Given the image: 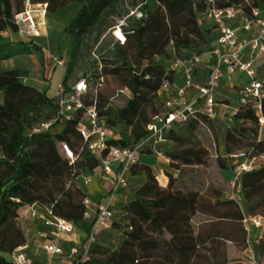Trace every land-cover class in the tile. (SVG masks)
<instances>
[{
  "label": "trees",
  "instance_id": "trees-1",
  "mask_svg": "<svg viewBox=\"0 0 264 264\" xmlns=\"http://www.w3.org/2000/svg\"><path fill=\"white\" fill-rule=\"evenodd\" d=\"M118 1L31 0L34 5L47 3V13H55L71 2L82 4L63 30L70 38V60L62 80L67 86L86 37ZM215 1L218 7L238 6L245 14L264 4V0ZM140 8L142 16H130V24L122 27L125 42L116 44L110 59H104L102 70L96 74L103 83L105 76H114L132 95L117 109L114 118L108 98L100 88L102 83L96 87L95 97L86 98L90 91L84 97L85 105L95 104L104 121L108 145L134 147L149 136L147 125L163 111L167 99L159 98V92L165 81H173L172 62L188 58L193 52H204L211 41L212 28L200 20L206 8L204 0H145ZM24 10L25 0H0V62L41 49L16 30L14 16ZM10 33L16 37H11ZM170 45L174 52L168 50ZM25 76L22 68L0 71V264H14L9 255L28 241L17 223L22 207L33 204L49 207L53 213L72 221L86 237L94 225L85 218L88 197L73 182L83 172L94 175L100 166L98 156L89 150L78 130L83 110L72 119L58 120L48 130L33 132L36 126L56 116L58 103L47 90L40 91L23 83ZM236 87L244 85L236 84ZM221 102L233 103L228 98ZM255 103L251 98L245 103H236L229 120L243 124L228 130L226 140L233 143L227 146L226 154L217 155L220 170H235L236 159L230 155L242 149L249 148L257 156L252 170H243L235 176L246 211L237 198L225 196L224 185L211 181L197 188L193 178L186 181L180 176L182 167L195 168L207 162L205 148L194 146L189 136L180 133L185 126L193 130L199 123L211 119L205 113H197L180 127L169 128L165 133V139L183 147L181 151L167 153L170 167L179 173L167 170V187L160 185L154 167L141 161L143 154L153 153V146L147 144L139 148L138 160L130 167L132 178L117 194L129 188H134L135 192L128 196L123 221L115 218L111 221V225L123 233L120 246L112 250L95 241L88 258L69 259L68 263L60 264H248L242 258L249 247L244 219L246 215L264 219V150L251 148L246 137L250 132L256 140L260 127L264 128L261 123L264 99L261 110L255 108ZM148 106H152L153 111L150 120ZM59 122L64 125L60 133H54L52 129ZM119 123L131 126L132 133L123 134L119 139L112 136L109 126ZM61 142L68 143L77 155L74 162L66 159ZM148 147L151 150H146ZM38 170H51L54 174L32 173ZM188 216H199L192 224L193 245L183 243L170 230L177 221ZM259 254L264 258V236L259 243Z\"/></svg>",
  "mask_w": 264,
  "mask_h": 264
},
{
  "label": "built area",
  "instance_id": "built-area-1",
  "mask_svg": "<svg viewBox=\"0 0 264 264\" xmlns=\"http://www.w3.org/2000/svg\"><path fill=\"white\" fill-rule=\"evenodd\" d=\"M204 2L206 8L201 12L200 20L203 24L211 22V25L206 26L211 27L212 33L215 32L216 36L214 40L210 41L206 51L193 52L188 58H178L172 62L170 70L174 72L181 68L184 84L177 90H171L172 82L165 81L162 89L166 90L168 98L163 106V111L155 115L147 125L149 136L144 141L134 147L108 145L105 123L100 118L95 104L86 106L84 102L85 95L91 89L86 78L77 80L73 86H67L64 82L59 85L55 95L58 103L56 116L36 126L33 132L48 130L58 120L72 119L79 110H83L78 130L89 150L98 156L99 168L103 176L113 179L111 186V195L113 196L117 194L118 190L128 186L130 167L137 162L141 146L163 140L167 129L180 127L197 113L202 112L214 118L218 114L216 108L219 103L222 107H231V104L222 103L216 98V93L227 74L243 73L247 76L249 81L246 84L235 83L234 88L239 93L236 99L237 103H245L251 98L256 102L255 108L261 110V101L264 99V12L262 8H254L250 14H245L235 5L218 7L215 0H204ZM47 5V3L34 5L31 0H25V10L14 16L13 22L18 34L33 45L37 44L38 39L43 35L41 30L43 22H40L37 17L40 14H47ZM121 37V42L124 43L125 35L121 33ZM206 53H210L212 57L204 71L202 64ZM50 56L56 65L65 69L64 58L54 54ZM202 69L204 72L201 76ZM198 78H200L199 81ZM102 81L103 79L96 87ZM236 84L244 85V87L237 88ZM192 87L196 89L195 94L191 98H187L186 92ZM231 108L233 111L236 106ZM261 123H264V118H261ZM61 149L70 162L77 159V155L68 143L61 142ZM230 156L236 159L237 173L243 170H252L257 160V156L249 148L237 151ZM85 203L87 206L85 216L90 217V199L87 198ZM29 206L30 217L41 220L45 226L50 228L49 233L38 232L39 237L49 238L43 244L45 256L41 259L37 253L30 250L28 243H25L9 255L14 264H59V260L62 258L86 259L99 229L109 227L114 218L112 198L107 197L96 204L92 218L93 229L91 234L86 237V243L70 245L67 237L79 231L72 221L53 213L49 207L38 204ZM251 219L257 226L262 224V217H251ZM245 221L247 218L244 219ZM66 245H68V249H66ZM250 264H256V261H250Z\"/></svg>",
  "mask_w": 264,
  "mask_h": 264
},
{
  "label": "rangeland",
  "instance_id": "rangeland-1",
  "mask_svg": "<svg viewBox=\"0 0 264 264\" xmlns=\"http://www.w3.org/2000/svg\"><path fill=\"white\" fill-rule=\"evenodd\" d=\"M145 0H119L115 7L111 9L102 21L92 30L90 34L86 37L85 45L79 55L77 66L69 78L68 85L73 86L77 80L81 78H87L91 89L87 94L86 98H93L96 95V86L98 85L99 78H96L97 72L102 70L104 61L110 59L111 51L115 48L118 42H121V33L124 35L123 26H128L129 17L136 16L139 17L141 14V5ZM150 2V0H147ZM80 2H71L67 6H64L58 9L55 13H47L45 19L42 18L40 14L37 19L40 22H43L41 30L43 35L38 39V43L35 44L40 47V50L34 49L32 54H21L16 57H13L8 60L0 62V71L12 68H22L25 70L26 76L23 78L22 82L33 86L40 91H46L50 97H55L59 85L62 83L65 70L68 68V62L70 60L69 50H70V38L68 35L64 34L63 30L66 25L75 17L78 13L80 7ZM38 7V6H35ZM38 14V13H37ZM208 23L205 25H211ZM170 52H174L172 45L168 47ZM207 48L205 47V51ZM51 54L60 56L65 59L66 65L65 69L62 66L56 65L51 60ZM112 58V57H111ZM105 59V60H104ZM169 63L167 67H169ZM208 65L205 63L203 65L204 71L207 69ZM203 69L201 71L204 72ZM241 75L240 77H238ZM233 77V76H232ZM238 78L241 83L246 84L248 82L247 76L243 73L234 75ZM231 79V78H230ZM234 80V79H233ZM231 82V81H230ZM233 85V83H229ZM102 92L106 94L108 98V105L112 110V118L115 117L116 111L118 108L124 106L126 99L132 95V93L127 88H122L120 82L114 76H105V82H102L100 87ZM236 91V92H235ZM231 93V97H230ZM238 95V90H231L228 86L222 84L217 93L216 98L223 100L230 97L232 100H236L234 96ZM159 98L165 99V95H160ZM0 101H2V94H0ZM218 114L211 118L207 122L199 123L196 129L191 130L189 126H185L180 131L184 136H189L191 143L196 145H201L206 150L207 162L204 166H198L195 168L192 167H182V173L180 176L184 180L189 181L191 178L195 180V186L197 188H203L207 185L208 182L215 181L220 183L227 188V193L231 197H235L239 200L242 208L246 211V202L243 195L237 191V185L235 182V176L237 173L235 164V170L225 171V174L222 170L219 169L217 164V155H224L227 151V146L232 145L233 142L226 140V133L228 130L234 126L240 127L243 123L239 120H229V115L232 113L230 108L225 106L222 107L219 103ZM220 111V112H219ZM152 106L147 107V113L149 114V120L152 118ZM63 122L57 123L52 131L54 133H60V130L63 127ZM109 126V125H108ZM246 126L254 130L249 123H246ZM112 136L119 139L123 134H131L132 127L125 124L119 123L113 126H109ZM146 128V125H145ZM247 141L250 142V147H257L264 150V128L260 127L259 136L256 140H253V135L250 132H247ZM259 140H262L259 143ZM153 142V141H151ZM152 154H143L141 161L149 163L154 166V171L156 172L157 178H162L165 175L168 178V171L179 174L172 167H170V158L167 153L176 150H183V147L171 142L168 139L163 138V140L158 142H153ZM146 146V145H144ZM146 150H151L146 149ZM155 150V151H154ZM149 152V151H148ZM148 155V156H146ZM70 164V163H69ZM99 170V169H98ZM96 170V171H98ZM59 172V171H57ZM32 173H42V174H54V171L51 170H38L32 171ZM93 177V175H92ZM74 184L80 187L87 195V197L93 202H99L103 199V193L111 195L110 191L103 190L101 184L97 181L96 178H92L87 173H81L74 179ZM91 185H94L96 191H93ZM202 186V187H201ZM108 192V193H107ZM135 192L134 188H129L125 192L121 193L122 198H115V195L112 197V208L114 209V218L117 221H123L124 206L128 203V196L133 195ZM25 207L20 208L19 217L17 223L25 231V236L27 239H35L34 230L32 228V220L27 217ZM89 209V211H90ZM86 220L92 221V217H86ZM247 221L244 222L245 226L248 229V240H249V249L246 250L243 254V259L250 264V261H256V264H264V258L259 254V243L264 236V219L262 218L261 225L257 226L251 216L246 215ZM258 219V218H257ZM199 220V216L194 218L188 216L180 219L170 227V230L175 233L178 238L185 244L193 245V222ZM123 233L121 230L115 229L113 225L110 224L107 228H100L99 233L96 235L95 241L100 242L105 248H111L115 250L120 246ZM86 236H82V241L86 243ZM95 241L91 244H95Z\"/></svg>",
  "mask_w": 264,
  "mask_h": 264
},
{
  "label": "crops",
  "instance_id": "crops-1",
  "mask_svg": "<svg viewBox=\"0 0 264 264\" xmlns=\"http://www.w3.org/2000/svg\"><path fill=\"white\" fill-rule=\"evenodd\" d=\"M261 8H262V11L264 12V4L261 6ZM4 34H6V33H4ZM11 37H16V35H13V34H9ZM215 36H216V33L215 32H213L211 35H210V39H211V41L212 40H214V38H215ZM211 55H210V53H206L205 54V58H204V62H203V64H202V67H203V65L205 64V63H207V65H208V61H209V59H211ZM204 69V68H203ZM236 74H239V73H234V74H232V75H230V74H227L225 77H224V79H223V81H222V84H224V85H226V86H228L231 90H233V92H234V90H236L234 87H235V83H241V81L240 80H238V78H236V77H234V75H236ZM233 76V77H232ZM241 75H239L238 77H240ZM231 78V79H230ZM234 79V80H233ZM200 80V78H198V81ZM247 80L249 81V79L247 78ZM231 81V82H230ZM229 83H233V85H229ZM184 84V76H183V73H182V69L181 68H178L176 71H174V74H173V81H172V84H171V90H177L179 87H181L182 85ZM221 84V85H222ZM195 91H196V89H195V87H192V88H189L188 90H187V92H186V96H187V98H191L194 94H195ZM236 92V91H235ZM159 94L160 95H165V97L166 98H168V95H167V92H166V90L165 89H161L160 90V92H159ZM230 97H231V93H230ZM230 97H228V99H230L231 101H233V103L231 104V107H234V106H236V103H237V100H232ZM236 99L238 98L237 97V95L236 96H234ZM165 98V99H166ZM226 99V98H225ZM224 100V99H223ZM236 101V102H235ZM231 107H229V108H231ZM232 109V108H231ZM231 109H230V111H231ZM220 112V111H219ZM146 156H148V155H146ZM142 157V156H141ZM154 167V166H153ZM99 169V170H98ZM97 170L98 171H95V174L93 175V177L91 176V179L92 178H96L97 179V181L101 184V186H102V188H104L103 190H106V191H110V189H111V186H112V178L111 179H107V178H105L104 176H103V173H102V171H101V169L100 168H98ZM223 171V173L225 174V171H228V170H226V169H224V170H222ZM226 175V174H225ZM128 177H129V179L130 178H132V175H131V173H129L128 174ZM158 180H159V183H160V185L162 186V187H167V185H168V182H169V179L165 176V175H163V177L160 179V178H158ZM91 188H92V190L93 191H96V189L95 188H97V187H95L94 185H91ZM237 191L238 192H240V188L237 186ZM97 192V191H96ZM108 193V192H107ZM103 199L102 200H104V199H106L107 197H109V198H111L112 196L111 195H107L106 196V193L104 192L103 194ZM122 196V194H116L115 196H114V199L115 198H122L121 197ZM226 197H228V198H232L230 195H228V193L226 192V195H225ZM102 200H100V201H102ZM99 201V202H100ZM99 202H97V203H99ZM96 202H93L92 201V207H91V209H90V214H91V217L93 218V216H94V211H95V208H96V204H97ZM29 207L30 206H26L25 208V213H26V215H27V217H29L31 220H32V228L30 227L29 229L30 230H34V233H35V236H36V238L35 239H33V240H29L28 239V241H27V243H28V245H29V248H30V250L31 251H33L34 253H37V255H38V257H40L41 259H43L44 258V256H45V252H44V249H43V244L46 242V241H48V237H39V235H38V232L39 231H43V232H45V233H49L50 232V228L49 227H47V226H45L43 223H42V221L41 220H39V219H32L31 217H30V214H29ZM82 236H84V233L83 232H81L80 230L76 233V234H74V235H72V236H70V237H67V239L69 240V242H70V245H79V244H81L83 241H82ZM68 258H62L61 260H59V264L60 263H68Z\"/></svg>",
  "mask_w": 264,
  "mask_h": 264
},
{
  "label": "bare ground",
  "instance_id": "bare-ground-1",
  "mask_svg": "<svg viewBox=\"0 0 264 264\" xmlns=\"http://www.w3.org/2000/svg\"><path fill=\"white\" fill-rule=\"evenodd\" d=\"M45 16H46V14H43V16H42V18H41V19H45Z\"/></svg>",
  "mask_w": 264,
  "mask_h": 264
}]
</instances>
